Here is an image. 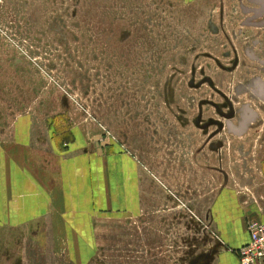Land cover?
<instances>
[{"label": "rangeland", "instance_id": "rangeland-1", "mask_svg": "<svg viewBox=\"0 0 264 264\" xmlns=\"http://www.w3.org/2000/svg\"><path fill=\"white\" fill-rule=\"evenodd\" d=\"M19 116L138 163V210L95 218L86 264H218L214 200L264 211V0H0V140ZM67 250L59 220L0 229V264Z\"/></svg>", "mask_w": 264, "mask_h": 264}, {"label": "crops", "instance_id": "crops-1", "mask_svg": "<svg viewBox=\"0 0 264 264\" xmlns=\"http://www.w3.org/2000/svg\"><path fill=\"white\" fill-rule=\"evenodd\" d=\"M37 130L29 117L19 116L0 140V229L59 220L68 256L86 264L94 254L95 218L101 212L138 210V163L116 147L89 148L79 132L60 152L49 132L40 136ZM246 210L229 191L214 200L212 227L224 246L218 264H239L234 250L249 241L246 218L264 219V211Z\"/></svg>", "mask_w": 264, "mask_h": 264}, {"label": "built area", "instance_id": "built-area-1", "mask_svg": "<svg viewBox=\"0 0 264 264\" xmlns=\"http://www.w3.org/2000/svg\"><path fill=\"white\" fill-rule=\"evenodd\" d=\"M249 241L234 250L239 264H264V219L246 218Z\"/></svg>", "mask_w": 264, "mask_h": 264}, {"label": "bare ground", "instance_id": "bare-ground-1", "mask_svg": "<svg viewBox=\"0 0 264 264\" xmlns=\"http://www.w3.org/2000/svg\"><path fill=\"white\" fill-rule=\"evenodd\" d=\"M220 243H221V241H220Z\"/></svg>", "mask_w": 264, "mask_h": 264}]
</instances>
